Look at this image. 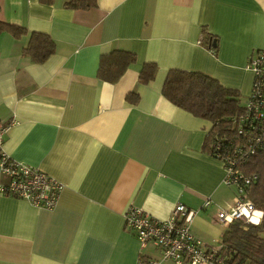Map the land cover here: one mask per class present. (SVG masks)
Returning <instances> with one entry per match:
<instances>
[{"label":"crops","instance_id":"obj_1","mask_svg":"<svg viewBox=\"0 0 264 264\" xmlns=\"http://www.w3.org/2000/svg\"><path fill=\"white\" fill-rule=\"evenodd\" d=\"M69 1L0 0L1 22L55 46L35 64L22 55L27 36L0 35V120H15L4 150L64 186L52 210L0 195V264H137L138 242L123 228L130 206L166 220L181 204L195 212V238L220 241L227 227L213 220L234 191L203 151L211 124L174 107L161 89L169 71L200 72L245 101L246 64L264 49V0H96L89 10L67 9ZM202 30L215 55L201 45ZM114 51L136 62L107 83L97 70ZM149 63L155 78L140 85ZM131 92L135 105L126 101ZM142 255L175 264L153 247Z\"/></svg>","mask_w":264,"mask_h":264},{"label":"built area","instance_id":"obj_2","mask_svg":"<svg viewBox=\"0 0 264 264\" xmlns=\"http://www.w3.org/2000/svg\"><path fill=\"white\" fill-rule=\"evenodd\" d=\"M246 70L252 74L250 93L243 102L244 113L237 119L238 127L232 138L216 136L212 142L214 159L224 170L223 184L234 191L231 205L218 209L215 223L232 222L259 225L264 213L255 208L249 199V189L258 180L255 173H247L248 158L264 149V49L254 52ZM0 120V195L22 200L30 206L52 210L64 190L63 184L38 168L12 159L4 150V138L10 126ZM211 202L206 200L202 208ZM195 212L176 204L166 220H158L142 209L128 207L124 214L123 228L132 233L139 246L137 264H158L146 259L142 252L149 247L159 251L161 260L175 264H226L218 254L220 247L203 244L191 233L190 226Z\"/></svg>","mask_w":264,"mask_h":264},{"label":"trees","instance_id":"obj_3","mask_svg":"<svg viewBox=\"0 0 264 264\" xmlns=\"http://www.w3.org/2000/svg\"><path fill=\"white\" fill-rule=\"evenodd\" d=\"M40 4L51 6L54 0H38ZM72 10H89L96 7V0H71L64 5ZM10 34L15 39L27 36L22 55L32 63H44L55 50L53 41L41 33H27L23 28L0 21V35ZM201 45L215 55L217 46L213 36L206 30L201 32ZM136 62L130 52L114 51L100 58L97 77L107 83H115L123 72ZM156 66L152 63L141 67L138 84L145 85L155 78ZM162 96L174 107L211 124L206 133L203 151L214 157L212 142L216 136L230 138L237 131V119L243 115L244 107L237 91L227 89L213 78L200 72L169 71L161 89ZM139 96L131 92L126 101L135 105ZM247 173H255L258 180L249 189V199L255 208L264 213V149L248 158L245 163ZM218 245L219 256L226 264H264V218L259 225L232 222L226 226Z\"/></svg>","mask_w":264,"mask_h":264},{"label":"rangeland","instance_id":"obj_4","mask_svg":"<svg viewBox=\"0 0 264 264\" xmlns=\"http://www.w3.org/2000/svg\"><path fill=\"white\" fill-rule=\"evenodd\" d=\"M244 98L243 97H241L240 96V102L242 103L244 100H243ZM243 104V103H242ZM219 224V223H218ZM219 240H217V241H214V242H211V243H209L207 246H210V247H218V242Z\"/></svg>","mask_w":264,"mask_h":264}]
</instances>
